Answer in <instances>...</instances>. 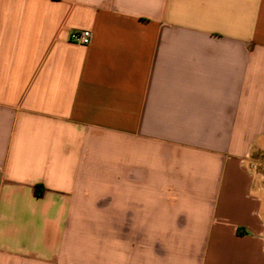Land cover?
Wrapping results in <instances>:
<instances>
[{"label": "crops", "instance_id": "obj_1", "mask_svg": "<svg viewBox=\"0 0 264 264\" xmlns=\"http://www.w3.org/2000/svg\"><path fill=\"white\" fill-rule=\"evenodd\" d=\"M263 154L264 0H0V264H264Z\"/></svg>", "mask_w": 264, "mask_h": 264}, {"label": "built area", "instance_id": "obj_2", "mask_svg": "<svg viewBox=\"0 0 264 264\" xmlns=\"http://www.w3.org/2000/svg\"><path fill=\"white\" fill-rule=\"evenodd\" d=\"M70 42L76 45L88 46L93 40L91 30H75L70 35Z\"/></svg>", "mask_w": 264, "mask_h": 264}, {"label": "rangeland", "instance_id": "obj_3", "mask_svg": "<svg viewBox=\"0 0 264 264\" xmlns=\"http://www.w3.org/2000/svg\"><path fill=\"white\" fill-rule=\"evenodd\" d=\"M252 163L254 165L253 169L259 178V186L264 197V154L254 157Z\"/></svg>", "mask_w": 264, "mask_h": 264}, {"label": "trees", "instance_id": "obj_4", "mask_svg": "<svg viewBox=\"0 0 264 264\" xmlns=\"http://www.w3.org/2000/svg\"><path fill=\"white\" fill-rule=\"evenodd\" d=\"M45 188L43 186H36V194L38 196H42L44 193Z\"/></svg>", "mask_w": 264, "mask_h": 264}]
</instances>
